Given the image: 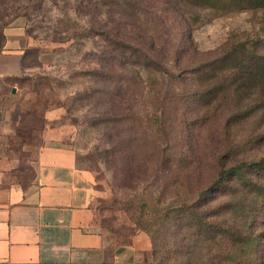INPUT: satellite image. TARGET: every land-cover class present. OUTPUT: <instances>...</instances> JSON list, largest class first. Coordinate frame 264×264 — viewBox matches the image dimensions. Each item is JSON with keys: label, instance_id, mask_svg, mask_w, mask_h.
I'll use <instances>...</instances> for the list:
<instances>
[{"label": "rangeland", "instance_id": "1", "mask_svg": "<svg viewBox=\"0 0 264 264\" xmlns=\"http://www.w3.org/2000/svg\"><path fill=\"white\" fill-rule=\"evenodd\" d=\"M87 4L0 0V28L23 26L30 35L20 80L0 83V125L16 104L10 118L13 134L0 135V186L31 182L38 150L51 130V145L73 149L79 167L96 173L95 225L119 249L135 250L149 264H264V171L251 173L254 185H232L215 200L189 195L178 200L172 186L180 174L173 156L183 150L198 156L196 177L203 172V178L211 174L215 152L236 164L264 158V69L245 74L223 68L214 83L207 75V97L201 103L188 86L175 91L180 99L167 107L164 97L171 91L156 89L149 78L142 90L145 77L135 70L125 74L127 87L117 94L103 76L111 68L104 36L84 41V47L65 42L89 25L101 32L113 25L119 32L129 30L93 8L76 10ZM146 11L143 22L159 25L153 10ZM263 29L260 11L207 10L194 26L193 40L204 54L229 39L264 41ZM240 60L231 57L225 67ZM94 69L99 77L81 74ZM156 93L162 95L158 101ZM49 109L55 110L46 114ZM201 220L211 224L215 239L200 233ZM195 232L200 235L192 236Z\"/></svg>", "mask_w": 264, "mask_h": 264}, {"label": "trees", "instance_id": "2", "mask_svg": "<svg viewBox=\"0 0 264 264\" xmlns=\"http://www.w3.org/2000/svg\"><path fill=\"white\" fill-rule=\"evenodd\" d=\"M91 8L94 11L107 14L116 22L114 24L118 26L122 24L129 30L125 33L119 32L113 25L107 26L108 29L101 32L102 30L97 28V31L93 25H89L78 35L73 33L65 42H72V45L77 44L84 47V41L90 39L93 41L95 37L104 36L103 40L108 43L111 68L104 72L103 76L110 82V86L117 94L122 93L123 88L127 87L125 85L128 83V79L125 74L135 70L137 74L145 77L140 79L142 90L147 88L146 82L149 78L156 82L154 85L156 89L167 87L171 91L172 94H169V98L164 97L167 99L164 103L167 107L174 105L175 101L180 99L174 92H182L188 86L192 88L193 98L201 103L207 97L203 86L207 75L212 76V83H214L215 76L223 68L230 72L238 69L244 70L245 74H249L257 67L264 69V41L257 43L235 42L229 39L217 50L203 54L198 51L193 40L194 26L201 20L202 12L227 9L235 12L260 11L264 14V0H155L154 2L151 0H88L87 6L77 7L76 10L88 9V12H91ZM146 8L152 9L157 15L160 20L159 25L153 27L151 24L143 22L147 14ZM26 34L30 38L27 30ZM259 34L264 40V29ZM0 42H2V35H0ZM89 52H86L85 55ZM231 57H241V60L235 66L225 67ZM252 60L255 62L254 65L251 64ZM181 73H186L189 76L183 78L180 76ZM81 74L99 77L100 72L94 69ZM19 80L20 78L15 79L13 84ZM214 85L217 86V84ZM189 89L190 87L187 90ZM160 96L162 95H158V93L153 94V99L158 101ZM214 101L217 100L214 99ZM54 110L49 109L46 114ZM46 118L44 115L43 119ZM54 133L51 130L47 131L45 141L51 142L49 139ZM118 153H111L110 156L115 158ZM173 157L174 169L180 171V174L175 178L176 181L174 180L172 183L178 200L181 196L188 195L193 197L192 199L207 197L210 200H215L226 194L232 185L244 188L254 185L255 181L251 173L259 175L260 171H264V158L258 162L236 164L233 160L229 162V156L215 152L210 155L211 174L203 178V172H200L196 177L200 167L197 155L183 150L174 154ZM196 162L199 163L198 166ZM194 164L197 167L193 166ZM85 170L93 174L96 193L97 175L92 170ZM193 178H196L195 182ZM185 205L184 203L182 208H185ZM199 230L202 234L210 235V239L216 238V235L212 234L211 224L203 220L199 224ZM200 233L195 232L192 236H199Z\"/></svg>", "mask_w": 264, "mask_h": 264}, {"label": "crops", "instance_id": "3", "mask_svg": "<svg viewBox=\"0 0 264 264\" xmlns=\"http://www.w3.org/2000/svg\"><path fill=\"white\" fill-rule=\"evenodd\" d=\"M0 35V83L11 85L23 74L30 38L23 26ZM15 107L5 112L0 135L13 134ZM33 165L27 186H0V264H149L95 225L94 177L73 149L46 142Z\"/></svg>", "mask_w": 264, "mask_h": 264}, {"label": "water", "instance_id": "4", "mask_svg": "<svg viewBox=\"0 0 264 264\" xmlns=\"http://www.w3.org/2000/svg\"><path fill=\"white\" fill-rule=\"evenodd\" d=\"M13 92H15V89H13Z\"/></svg>", "mask_w": 264, "mask_h": 264}]
</instances>
